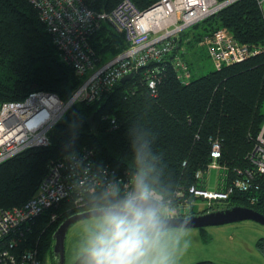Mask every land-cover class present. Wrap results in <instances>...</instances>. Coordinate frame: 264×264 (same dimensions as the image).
Instances as JSON below:
<instances>
[{"label": "trees", "instance_id": "trees-1", "mask_svg": "<svg viewBox=\"0 0 264 264\" xmlns=\"http://www.w3.org/2000/svg\"><path fill=\"white\" fill-rule=\"evenodd\" d=\"M82 1L94 12H110L121 0ZM130 1L144 10L158 0ZM219 28L249 47L264 45V11L258 1L233 0L182 30L171 51L140 67L131 78L117 81L98 100L70 105L50 129L48 144L25 148L0 162V208L24 206L60 164L62 177H71L72 183L67 196L0 238V264L4 251L15 257L36 252L43 264L47 258L55 264L52 234L59 223L78 211L115 205L127 196L118 179L133 182L141 169L166 202L187 198L189 187L199 185L195 173L207 169L215 141L221 147L217 162L231 176L235 168L250 167L248 157L264 123V50L188 82L178 78L173 64L175 56H182L189 33L194 40ZM88 42L95 64L127 46L123 34L106 21ZM152 69L158 75L153 92L146 82V72ZM79 83L52 42L38 8L29 0H0V102L22 100L34 91L67 100ZM137 136V144L148 141V155L142 161L132 147ZM83 171L89 180L80 188L71 174ZM178 191H183L181 197L176 196ZM224 202L264 214V176L257 189L235 192ZM261 240L258 246L264 254ZM73 264H84V252Z\"/></svg>", "mask_w": 264, "mask_h": 264}, {"label": "built area", "instance_id": "built-area-1", "mask_svg": "<svg viewBox=\"0 0 264 264\" xmlns=\"http://www.w3.org/2000/svg\"><path fill=\"white\" fill-rule=\"evenodd\" d=\"M29 1L38 8L52 42L62 59L72 66L80 83L67 100L60 99L55 93L34 91L22 100L0 102V162L25 148L48 144L50 129L70 105L77 101L98 100L121 77L136 72L140 67L161 59L171 51L182 30L214 14L225 5V1L217 0H158L149 8L139 10L130 0H121L110 12H94L82 0ZM257 1L262 7L263 0ZM105 21L123 34L127 46L115 56L95 64L94 52L88 40L100 23ZM201 44L206 47L216 69L264 50V45L249 47L236 41L225 28L216 29L212 34H204ZM182 52L184 53V49ZM173 64L178 78L182 82H188L191 79L188 63L178 55L173 58ZM157 79L156 70L146 72V82L152 92ZM220 152L219 142H213L210 152L212 161L205 171L195 173L199 185L192 184L189 191L208 200L225 201L235 192L249 193L252 189H257L264 176V123L248 157L250 167L235 168V175L231 176L227 167L217 162ZM62 167L60 164L51 169L35 195L24 206L0 208V238L16 230L21 223L30 220L42 209L67 196L72 185L69 181L71 177H62ZM211 168L222 170L217 181L219 188L212 191L202 185L204 173ZM71 176L80 188L89 180L84 171L72 173ZM118 181L126 195L133 192L134 183L130 178H120ZM155 195L162 202V207L169 202L163 201L162 196L156 192ZM249 197L250 203H253L254 198ZM3 256V264H43L36 252L27 251L20 257H15L4 251Z\"/></svg>", "mask_w": 264, "mask_h": 264}, {"label": "rangeland", "instance_id": "rangeland-1", "mask_svg": "<svg viewBox=\"0 0 264 264\" xmlns=\"http://www.w3.org/2000/svg\"><path fill=\"white\" fill-rule=\"evenodd\" d=\"M262 9L264 11V0ZM191 34L192 32L188 34L187 39H183L185 49L181 57L188 63L191 78H196L215 68L206 47L201 44V37L191 40ZM221 172V169L215 168L206 171L203 175V187L210 191L217 190L219 188L217 181ZM234 175L235 172L232 176ZM182 195L183 191H178L176 196ZM168 201L167 205L160 209L163 216L200 212L213 206L216 208L220 203L222 207L229 203L224 201L218 203L217 200H208L193 193L185 199ZM96 217L98 216L81 219L71 224L65 236L64 264H73L84 252L87 239L94 229ZM165 230L172 264H195L200 260H211L219 264H264V254L258 246L264 238V226L258 222L241 220L204 227ZM46 260L45 264H52L50 258Z\"/></svg>", "mask_w": 264, "mask_h": 264}, {"label": "clouds", "instance_id": "clouds-1", "mask_svg": "<svg viewBox=\"0 0 264 264\" xmlns=\"http://www.w3.org/2000/svg\"><path fill=\"white\" fill-rule=\"evenodd\" d=\"M138 139L133 138L132 147L142 161L148 155V141L137 144ZM133 183V192L96 217L84 247V264H172L158 197L143 169Z\"/></svg>", "mask_w": 264, "mask_h": 264}, {"label": "water", "instance_id": "water-1", "mask_svg": "<svg viewBox=\"0 0 264 264\" xmlns=\"http://www.w3.org/2000/svg\"><path fill=\"white\" fill-rule=\"evenodd\" d=\"M232 0H227L224 4H228ZM134 72H130L120 78V81H124L133 76ZM135 190V186L133 191ZM156 206L160 209L162 207V202L156 201ZM108 207H99L93 209H87L78 211L59 223L57 228L52 234L53 242V255L56 259L55 264H64V253H65V236L67 230L72 223L85 219L88 217L99 216L103 209ZM190 221L188 222V218ZM165 220V229L170 228H191V227H204L208 225H217L230 222H236L241 220H252L260 223L264 226V214L257 211L256 209L233 204L229 206H224L221 208H212L207 210H202L200 212H192L188 214L176 215V216H163Z\"/></svg>", "mask_w": 264, "mask_h": 264}]
</instances>
